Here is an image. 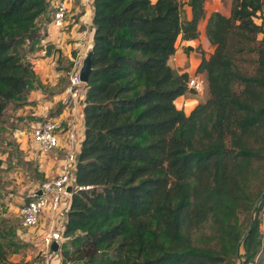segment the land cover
Segmentation results:
<instances>
[{
    "label": "trees",
    "instance_id": "obj_1",
    "mask_svg": "<svg viewBox=\"0 0 264 264\" xmlns=\"http://www.w3.org/2000/svg\"><path fill=\"white\" fill-rule=\"evenodd\" d=\"M204 2L188 0L182 20L180 0H92L75 173L89 187L71 194L63 264H262L264 0H231L228 13L208 15ZM49 4L0 0V118L35 75L17 46L39 34ZM205 17L213 50L197 71L207 97L186 112L175 99L195 92L196 73L169 58Z\"/></svg>",
    "mask_w": 264,
    "mask_h": 264
},
{
    "label": "crops",
    "instance_id": "obj_2",
    "mask_svg": "<svg viewBox=\"0 0 264 264\" xmlns=\"http://www.w3.org/2000/svg\"><path fill=\"white\" fill-rule=\"evenodd\" d=\"M54 1L49 0L50 4L47 13L37 18L36 25L39 29V34L32 39H26L20 44L24 46L30 44V49H26L25 53L20 55L23 61L31 63L35 75L29 82L27 92L13 100L17 102V107L15 109L6 107L5 115L0 118V132L3 135V139H0V148H6L5 146H7L11 149L14 145L12 141L14 137L18 145L17 148L26 151L31 158L37 161V170L42 177L40 179L52 175L58 162L53 161L49 157L50 155L40 154L32 141L31 127L46 118V116H55L63 119L69 117V108L64 103L68 96L69 63L73 61L74 53L77 51L80 54L79 58L82 57L83 59L89 45L93 42L92 0H67L68 19L67 25L63 29H57L50 23V12ZM182 2L185 11L183 20H187L191 17V7L188 4V0H182ZM230 2L231 0H228L223 6L221 0H205L204 5L207 15L212 10L228 13ZM205 24L206 17L198 24L199 36L196 38L184 39L181 35L178 36L176 49L170 56L169 63L178 72L186 71L189 75L197 73L204 80L203 89L198 94L207 97L205 72L197 71L202 54L208 57L213 50V45L205 33ZM58 35H61V47H54L51 54L46 55L45 47L47 43L57 41ZM76 43H80L81 46L78 45L80 47H77ZM58 81L66 82L59 86V84H56ZM47 86L49 89L46 88ZM184 97L185 93L177 96L176 99ZM198 102L200 100L196 103ZM176 106L179 108L177 104ZM182 109L185 110L184 108ZM82 121L84 122V118L81 119ZM3 129L4 132H2ZM8 132L15 134V136L6 137ZM31 147L33 149H30ZM5 153L0 154L3 161ZM259 227L264 233L263 219H260ZM41 231L40 228L37 229V239H40ZM258 257L259 255L256 257L257 262H259Z\"/></svg>",
    "mask_w": 264,
    "mask_h": 264
},
{
    "label": "built area",
    "instance_id": "obj_3",
    "mask_svg": "<svg viewBox=\"0 0 264 264\" xmlns=\"http://www.w3.org/2000/svg\"><path fill=\"white\" fill-rule=\"evenodd\" d=\"M68 6L67 0H55L50 12V23L57 29L67 25ZM61 35L53 42L54 47L60 46ZM82 57L73 58L68 73V96L64 103L69 108L67 119L46 116L31 127V138L40 154L49 156L58 162L55 172L34 182L27 190V194L19 207L20 225L22 228H40V239L50 257L57 256L58 249L52 247L56 242L57 247L65 240L63 231L67 222L70 209L72 192L78 188H88V185H79L76 182V164L84 138L85 125L81 122L84 118V81L79 71ZM203 79L198 74H193L188 79V86L201 91ZM70 187V190H68ZM260 219L264 221V210ZM49 262V259H46Z\"/></svg>",
    "mask_w": 264,
    "mask_h": 264
},
{
    "label": "rangeland",
    "instance_id": "obj_4",
    "mask_svg": "<svg viewBox=\"0 0 264 264\" xmlns=\"http://www.w3.org/2000/svg\"><path fill=\"white\" fill-rule=\"evenodd\" d=\"M224 1L227 3L228 0H221L223 6L225 5ZM180 2L181 19L183 20L185 11L182 6V0H180ZM254 20L258 22V19ZM27 45H18V53L24 54L30 44ZM76 45L77 47L81 46L80 43H76ZM78 52L79 51L74 53L76 58H79L80 54H78ZM69 64L70 69L72 62ZM65 82L66 81H58L56 84L62 86ZM46 88L49 89L48 86ZM195 91L196 92L194 93H185L184 98L176 99L175 103L179 108L182 107L188 111L197 101H204L206 99L205 96L198 94L199 91ZM13 100L7 104L9 109L11 107L13 109L17 107V102ZM2 132H4V129ZM11 135L15 136V134L13 135L11 132H8L6 137H11ZM0 139H3L1 132ZM12 141L14 145L11 149L7 146H5L6 148H0L1 155L6 152L3 155L4 161L0 167V241L6 250V259L4 263L60 264L62 263V252L60 251L62 243L57 247V256L50 257V252L46 250L45 246H43L41 239H37L38 226L31 229H25L20 225L19 207L21 202L26 196L28 188H30L34 182L39 181L42 177L37 170V161L31 158L26 151L17 148L18 145L15 142L16 140L14 137L12 138ZM30 149L33 148L31 147ZM242 215L243 214L241 213V216ZM65 243L67 247L71 249L69 241L66 238ZM46 259H49V262H47ZM258 261L264 264V252L259 253ZM235 263H237V259L233 262V264ZM66 264H80V262H67Z\"/></svg>",
    "mask_w": 264,
    "mask_h": 264
},
{
    "label": "water",
    "instance_id": "obj_5",
    "mask_svg": "<svg viewBox=\"0 0 264 264\" xmlns=\"http://www.w3.org/2000/svg\"><path fill=\"white\" fill-rule=\"evenodd\" d=\"M54 48V43L53 42H49L47 43L46 47H45V53L46 55H50L52 50ZM91 53H92V44L89 45L84 57H83V60H82V64H81V67H80V71H79V74H80V77L81 79L86 82L87 79H88V74H89V71H90V68H91ZM68 190H70V187H68ZM52 247L53 249H57V244L56 242H53L52 243Z\"/></svg>",
    "mask_w": 264,
    "mask_h": 264
}]
</instances>
